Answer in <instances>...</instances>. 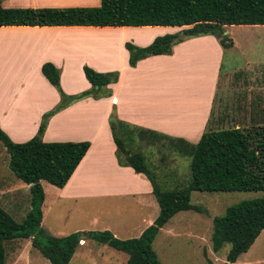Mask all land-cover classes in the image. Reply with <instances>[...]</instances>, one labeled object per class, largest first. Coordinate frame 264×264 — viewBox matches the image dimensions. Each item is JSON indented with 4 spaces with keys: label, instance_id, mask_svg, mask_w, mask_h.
Returning <instances> with one entry per match:
<instances>
[{
    "label": "crops",
    "instance_id": "0c3cea01",
    "mask_svg": "<svg viewBox=\"0 0 264 264\" xmlns=\"http://www.w3.org/2000/svg\"><path fill=\"white\" fill-rule=\"evenodd\" d=\"M99 4L100 0H0L2 9L93 8ZM176 29L0 26V130L12 143L21 144L35 136L42 117L60 102L56 90L40 72L42 64L50 63L58 70L59 86L66 96L90 89L83 66L97 73L118 74L116 82L107 85L109 97L74 101L46 120L41 142L89 144L62 188L45 190L40 181L41 221L51 205H67V214L78 204H85L84 211H76L81 214L78 219L85 216V222L70 227L69 232L58 230L55 237L108 231L119 240L137 238L158 215L146 178L117 163L108 126L110 113L128 128L188 144H195L214 120L217 92L228 83V78L220 82L224 49L214 37L182 38L171 45L167 55L149 56L134 67L127 64L125 43L143 48ZM112 58L119 64H107ZM23 187L29 192V186ZM91 242L85 238L79 241L71 259Z\"/></svg>",
    "mask_w": 264,
    "mask_h": 264
},
{
    "label": "trees",
    "instance_id": "16d2710c",
    "mask_svg": "<svg viewBox=\"0 0 264 264\" xmlns=\"http://www.w3.org/2000/svg\"><path fill=\"white\" fill-rule=\"evenodd\" d=\"M0 26L188 27L182 31L183 38L209 35L222 48H228L231 45L222 36L224 27L264 26V0H100L99 6L93 8H0ZM176 35L156 37L143 48L125 43L128 66L134 67L149 56L169 54L172 45L169 41ZM40 72L58 93L59 104L42 117L36 135L24 143H12L0 130V143L8 156L7 167L17 180L29 186L30 194V208L20 222L0 207V264H5V243L15 239H30L32 248L49 264H68L83 238L125 254L124 264H162L152 250V243L160 228L175 214L199 212L189 203L192 192L264 193V125L253 130L229 128L203 132L195 144H188L152 131L128 128L110 113L108 126L117 163L143 175L149 182L158 206L157 217L137 238L126 240H119L108 231L75 232L64 237L48 235L40 228L43 201L40 181L62 188L89 144L41 142L46 120L74 101L109 97L110 91L106 87L116 82L118 74L97 73L83 66L82 73L90 89L66 96L59 86L58 70L52 64H42ZM132 133L140 139L148 137L150 142L164 139L177 143L176 152L190 159L188 180L173 190H161L144 157L126 148L127 143H133ZM211 223L212 252L217 253L228 244L229 250L222 264H235L264 231V197L231 205L221 216L213 217ZM206 264L212 263L207 260Z\"/></svg>",
    "mask_w": 264,
    "mask_h": 264
},
{
    "label": "rangeland",
    "instance_id": "374dc122",
    "mask_svg": "<svg viewBox=\"0 0 264 264\" xmlns=\"http://www.w3.org/2000/svg\"><path fill=\"white\" fill-rule=\"evenodd\" d=\"M187 28H178L172 35L182 34ZM222 36L231 46L222 48L220 82L228 78V83L223 88L220 85L214 103V120L204 132L229 128L253 130L256 126L264 125V26L226 27ZM107 64L118 65L119 62L117 58H112ZM131 136L133 143H127L126 148L144 157L161 190H173L188 180L190 159L176 152L177 143L164 139H152L150 142L148 137L140 139L133 133ZM7 160L8 156L0 143V207L13 220L20 222L30 208V194L10 172L6 166ZM42 185L45 190L52 187L45 182ZM49 196L47 192V200ZM259 197H264V193L192 192L189 203L199 212L175 214L167 228L155 237L152 250L162 264H206L207 260L212 264H222L229 245L225 244L217 253L212 252V218L221 216L231 205ZM66 207L61 202L51 205L45 210L40 228L55 237L58 230L69 232L70 227L85 222V216L78 219L81 214L77 213L84 211L85 204H78L74 207L75 211L68 215L65 213ZM64 215L66 224L62 223ZM89 244L81 248V254H76L68 264H124L126 261V255L121 252L94 242ZM4 247L5 264H49L32 248L30 239H15L5 243ZM236 262L264 264V231Z\"/></svg>",
    "mask_w": 264,
    "mask_h": 264
},
{
    "label": "water",
    "instance_id": "95a60500",
    "mask_svg": "<svg viewBox=\"0 0 264 264\" xmlns=\"http://www.w3.org/2000/svg\"><path fill=\"white\" fill-rule=\"evenodd\" d=\"M182 38H183L182 34H177L176 36L172 37V39L169 41V44H173V43L181 40Z\"/></svg>",
    "mask_w": 264,
    "mask_h": 264
}]
</instances>
